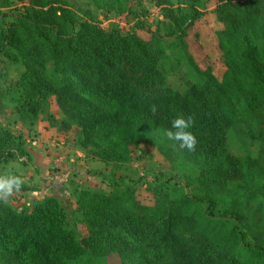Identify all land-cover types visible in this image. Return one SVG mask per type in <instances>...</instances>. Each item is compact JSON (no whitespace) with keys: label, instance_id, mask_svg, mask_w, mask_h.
Segmentation results:
<instances>
[{"label":"trees","instance_id":"trees-1","mask_svg":"<svg viewBox=\"0 0 264 264\" xmlns=\"http://www.w3.org/2000/svg\"><path fill=\"white\" fill-rule=\"evenodd\" d=\"M15 1L23 12L0 30V55L24 68L11 87L19 122L34 125L54 103L64 118L48 114L50 126L77 128L76 146L104 164L128 162L148 138L170 162L198 170L203 195L172 197L152 188L153 203L145 205L130 187L108 195L84 190L75 200L79 230L55 197L26 209L0 202V264H106L108 256L119 264H264V0H217L220 80L199 71L187 51V31L203 17L201 1L172 8L171 0H153L165 36L202 79L185 94L166 86L158 33L105 31L66 0ZM97 3L121 15L127 0ZM48 64L59 79L48 76ZM178 115L194 120L193 151L164 135ZM237 125L259 145L256 156L228 151L227 134ZM27 157L23 138L0 128V165Z\"/></svg>","mask_w":264,"mask_h":264},{"label":"rangeland","instance_id":"rangeland-1","mask_svg":"<svg viewBox=\"0 0 264 264\" xmlns=\"http://www.w3.org/2000/svg\"><path fill=\"white\" fill-rule=\"evenodd\" d=\"M70 8L80 18L89 12L93 21L105 31L118 29L122 34L136 32L149 38L158 33L163 51L160 68L165 83L173 91L185 94L193 85H201L202 79L189 65L185 51L176 40L165 36L163 17L153 0H127L124 14L107 12L101 9L96 0H66ZM198 8L203 17L187 31L185 42L188 54L199 71H210L218 80L224 71L222 54L217 47L216 32L222 26L217 22L214 9L217 0H200ZM179 0H171L176 8ZM23 5L10 0L6 7L0 6V30L10 25L14 18L23 12ZM142 24V30L137 28ZM24 68L20 62L9 61L0 55V128L21 136L28 154L18 162L0 165L2 173L13 172L22 176L26 191H19L7 201L15 208H28L34 202L47 197L59 199L68 214L70 227L78 229L80 213L75 205L76 195L84 190L99 194H111L130 187L135 189V198L142 204L153 203L149 189L158 188L169 196L185 195L200 197L203 189L196 179V168L183 164L180 160L170 162L148 138L132 148L128 162L124 164H104L93 159L90 153L75 144L78 129L61 132L51 127L47 120L51 114L59 122L64 116L59 108L51 103L32 126L19 122L15 113L16 95L12 84L17 81ZM49 77L59 79L54 74L52 64L47 65ZM152 135L156 131L151 132ZM227 149L236 156H256L259 145L253 142L245 127L234 126L227 134ZM19 163V168L13 167ZM106 264H119L116 256H108Z\"/></svg>","mask_w":264,"mask_h":264},{"label":"clouds","instance_id":"clouds-1","mask_svg":"<svg viewBox=\"0 0 264 264\" xmlns=\"http://www.w3.org/2000/svg\"><path fill=\"white\" fill-rule=\"evenodd\" d=\"M155 107L152 111H155ZM194 120L191 116L178 115L170 121V127L165 130L164 135L169 140L179 141L180 147L193 151L197 144L196 136L191 131ZM19 168V163L13 165ZM24 184L22 176L13 172L0 174V201L9 200L14 193L19 192Z\"/></svg>","mask_w":264,"mask_h":264},{"label":"crops","instance_id":"crops-1","mask_svg":"<svg viewBox=\"0 0 264 264\" xmlns=\"http://www.w3.org/2000/svg\"><path fill=\"white\" fill-rule=\"evenodd\" d=\"M27 153H29V152H27ZM29 156H30V154H28Z\"/></svg>","mask_w":264,"mask_h":264}]
</instances>
